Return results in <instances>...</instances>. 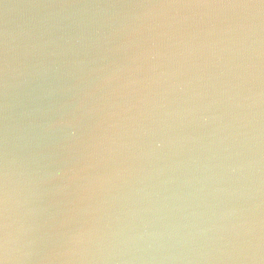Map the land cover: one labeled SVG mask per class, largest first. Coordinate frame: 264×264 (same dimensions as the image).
<instances>
[{"label": "water", "instance_id": "water-1", "mask_svg": "<svg viewBox=\"0 0 264 264\" xmlns=\"http://www.w3.org/2000/svg\"><path fill=\"white\" fill-rule=\"evenodd\" d=\"M0 264H264V0H0Z\"/></svg>", "mask_w": 264, "mask_h": 264}]
</instances>
